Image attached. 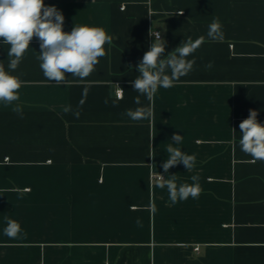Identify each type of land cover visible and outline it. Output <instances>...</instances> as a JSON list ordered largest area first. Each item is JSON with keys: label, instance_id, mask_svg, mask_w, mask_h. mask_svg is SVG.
Returning <instances> with one entry per match:
<instances>
[{"label": "crops", "instance_id": "0c3cea01", "mask_svg": "<svg viewBox=\"0 0 264 264\" xmlns=\"http://www.w3.org/2000/svg\"><path fill=\"white\" fill-rule=\"evenodd\" d=\"M44 3L63 13L65 32L101 27L112 43L85 80L57 84L40 68L38 38L15 71L0 38V64L23 82L18 101L0 102V264H264V161L239 147L250 109L264 125V0ZM214 17L218 41L207 37ZM150 29L165 55L188 37L205 42L188 57L193 70L157 90L152 118L132 121L125 110L149 104L134 103L130 82ZM169 144L196 155L192 170L163 171ZM155 174L178 186L196 175L200 194L172 204ZM9 220L15 238L4 233Z\"/></svg>", "mask_w": 264, "mask_h": 264}, {"label": "clouds", "instance_id": "9594fccd", "mask_svg": "<svg viewBox=\"0 0 264 264\" xmlns=\"http://www.w3.org/2000/svg\"><path fill=\"white\" fill-rule=\"evenodd\" d=\"M182 14V12H181ZM65 17L55 6H47L44 0H0V38L4 45H8V69L15 71L33 38L40 41V53L37 59L44 77L57 84L64 83L66 74L85 80L99 63V58L106 55L105 45L111 46L112 38L101 27L75 25L70 32L63 30ZM148 35L154 37L148 51L136 66L139 75L131 81L132 88L139 95L134 97V103L141 105L140 96L148 101V106H139L135 110L126 109L124 115L132 121L151 119L153 116L152 101L159 88H171L181 77L188 75L195 64V59H188L205 42L201 36L196 40L188 37L167 55H165L166 41L160 32L149 30ZM208 39L218 41L223 39L222 24L218 17H214L208 25ZM212 67V62L207 65ZM19 77L10 74L0 64V102L11 104L20 99L18 91L22 86ZM117 98H123V89L117 93ZM83 103V101L81 102ZM108 103V100H105ZM113 106H118L113 100ZM18 115L23 116L20 107L13 108ZM71 111V107L65 112ZM74 115L79 118L80 113ZM258 112L250 109L248 118L244 119L239 128L242 135L239 139L241 152L252 157L253 162L264 161V125L257 120ZM233 132L235 130L233 129ZM171 140L175 144L182 141V136L173 134ZM166 152L168 158L162 164L163 171L169 172L172 167L183 163L188 171L192 170L196 155H188L179 148L169 144ZM159 187L167 188L172 204L178 200L185 201L189 197L197 198L201 188L199 177L193 175L192 184L177 185L175 175L165 179L158 174ZM153 212L155 206H153ZM20 232L17 222L9 220L4 233L9 238H15Z\"/></svg>", "mask_w": 264, "mask_h": 264}, {"label": "built area", "instance_id": "2783aa9c", "mask_svg": "<svg viewBox=\"0 0 264 264\" xmlns=\"http://www.w3.org/2000/svg\"><path fill=\"white\" fill-rule=\"evenodd\" d=\"M153 31H157V32H159L158 30H153ZM154 38V37H153ZM120 91V88L119 87H117L116 89H115V94L117 95V93ZM161 175V174H160ZM162 176V175H161ZM152 177H154V178H157L158 179V174H155V175H152ZM195 249H198V247H195Z\"/></svg>", "mask_w": 264, "mask_h": 264}]
</instances>
